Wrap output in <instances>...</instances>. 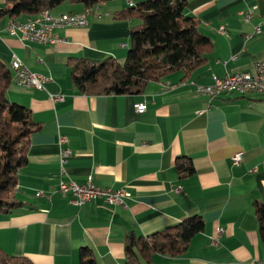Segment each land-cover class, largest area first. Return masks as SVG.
<instances>
[{
  "label": "crops",
  "instance_id": "0c3cea01",
  "mask_svg": "<svg viewBox=\"0 0 264 264\" xmlns=\"http://www.w3.org/2000/svg\"><path fill=\"white\" fill-rule=\"evenodd\" d=\"M143 0L104 2L88 24L55 30L53 44L22 40L0 17V60L19 58L33 73L51 80L43 89L20 86L11 69L10 101L26 107L40 127L30 136L27 163L18 170L15 196L26 205L0 212V249L33 264H74L89 246L97 264L125 259L124 236L147 235L199 214L204 230L176 257L154 253L141 264H264V244L253 210L264 202V90L209 99L196 90L211 74L253 72L264 60V0H187L185 13L199 20L212 41L205 62L188 77L174 72L150 82L140 94L85 95L70 83V57L123 62L130 28L138 18L116 16ZM5 0H0V7ZM254 8L250 21L239 12ZM81 4L63 2L51 14L80 13ZM96 13L101 14L98 17ZM32 15L15 20L25 21ZM223 28L222 30L220 28ZM51 95L62 99L53 101ZM145 103L139 113L135 104ZM71 149L63 172L58 137ZM241 153V162L231 158ZM191 158L194 173L180 177L175 158ZM100 188L125 187L124 205L101 198L75 205L57 191L60 179ZM49 198L37 196L38 192ZM217 239V244L212 241Z\"/></svg>",
  "mask_w": 264,
  "mask_h": 264
},
{
  "label": "trees",
  "instance_id": "16d2710c",
  "mask_svg": "<svg viewBox=\"0 0 264 264\" xmlns=\"http://www.w3.org/2000/svg\"><path fill=\"white\" fill-rule=\"evenodd\" d=\"M112 0H5L0 17L15 20L52 10L63 2L91 8ZM187 0H143L120 11L116 16L138 18L141 23L130 28L129 47L125 60L108 56L103 59L70 57V83L85 95L140 94L150 82L160 81L174 73L183 78L201 66L212 41L199 29V20L185 13ZM11 68L0 60V212L8 213L26 205L15 196L18 170L27 163L31 134L40 125L30 111L9 100L7 89ZM180 177L194 173L190 157L175 158ZM253 210L258 220V234L264 244V202L255 200ZM205 227L199 214L143 235L129 231L124 236L125 259L120 264H141L151 261L154 253L176 257L183 254L191 241ZM0 264H33L24 256H14L0 249ZM74 264H97L89 246H81Z\"/></svg>",
  "mask_w": 264,
  "mask_h": 264
},
{
  "label": "built area",
  "instance_id": "2783aa9c",
  "mask_svg": "<svg viewBox=\"0 0 264 264\" xmlns=\"http://www.w3.org/2000/svg\"><path fill=\"white\" fill-rule=\"evenodd\" d=\"M104 2L97 3L91 8H85L80 13H62L58 15L51 14L49 10L41 11L32 15L25 21L11 19L8 22L7 29L11 35H17L22 40L35 41L39 43L53 44L62 41L55 30L66 27H81L88 24V17ZM97 16L100 17L101 14ZM243 21H250L254 15V8L241 10L239 12ZM223 29L222 27L220 28ZM255 32L264 34V25L259 22L255 26ZM10 68L15 71L16 81L20 86L28 88L43 89L44 84L51 80L48 76L36 74L27 69L19 58H14L10 62ZM198 93L206 95L210 100L222 96H244L250 93L261 92L264 90V60L254 64L253 72H232L223 75L211 74V82L206 85H197ZM53 101L61 100L59 96L51 95ZM137 112L142 113L146 109L145 103L135 104ZM60 145V169L63 172V166L67 158L71 155V149L66 145L64 136L58 137ZM231 162L238 165L241 162V153H235ZM57 191L63 195L70 196V202L75 205H83L87 202L101 198L104 202L118 206L124 205L125 199L130 197V192L121 187L118 189L100 188L93 183V176L88 175L85 183L78 184L71 179H60L57 185ZM37 196L49 198V194L38 192ZM217 244V239L212 241ZM247 264H260L257 262H248Z\"/></svg>",
  "mask_w": 264,
  "mask_h": 264
}]
</instances>
